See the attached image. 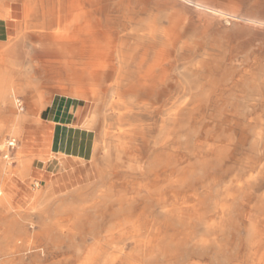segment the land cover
<instances>
[{
	"label": "bare ground",
	"instance_id": "bare-ground-1",
	"mask_svg": "<svg viewBox=\"0 0 264 264\" xmlns=\"http://www.w3.org/2000/svg\"><path fill=\"white\" fill-rule=\"evenodd\" d=\"M245 3L0 0L7 132L43 123L44 87L93 108L68 171L34 173L47 137L30 157L0 139L1 264H264V48L240 41L264 15Z\"/></svg>",
	"mask_w": 264,
	"mask_h": 264
},
{
	"label": "crops",
	"instance_id": "crops-1",
	"mask_svg": "<svg viewBox=\"0 0 264 264\" xmlns=\"http://www.w3.org/2000/svg\"><path fill=\"white\" fill-rule=\"evenodd\" d=\"M57 96L58 95H54L53 98H47V104L41 112L43 120L41 136L43 140L47 137L48 151H53L54 148L59 150L65 148L69 138L68 134L71 129L76 128L77 132H80V137H77L73 143L75 146L74 153L63 154L61 150H58L55 151V156L47 161L48 163L43 160H38V163L44 162V167L47 166V172L55 171L59 173L81 166V160L87 157L89 151L87 137L89 132L87 133L85 129H83L84 121L88 115L86 102L75 101L61 95L57 98ZM23 140L27 149L29 146L37 144L33 142L35 140L29 136L24 137ZM42 142L44 143L45 141ZM39 153L41 152L39 151ZM79 155L81 157L77 158ZM2 260L0 256V264Z\"/></svg>",
	"mask_w": 264,
	"mask_h": 264
},
{
	"label": "rangeland",
	"instance_id": "rangeland-1",
	"mask_svg": "<svg viewBox=\"0 0 264 264\" xmlns=\"http://www.w3.org/2000/svg\"><path fill=\"white\" fill-rule=\"evenodd\" d=\"M252 1L253 0H245L246 3L244 4L243 9L245 11H251V12H255V13L264 15V1H263L262 5L260 7L259 6L258 7H252L251 6V2ZM240 41H241V43H243L244 48H248V49L258 48V47L264 48V33H258V32L257 33H251L247 37L245 36L244 38H240ZM30 55H31V46H29V43H27V44L23 45V47L21 48V51H20V54H19V57H18V60L20 61L19 62L20 65L23 66V70L22 71H24V72H26V70H25V69H27L26 67H29L31 65ZM263 55H264V53H263ZM24 72H22V73L24 74V78H26L27 75H28L26 73H29V72H26V73H24ZM18 75L15 77L16 78V82L24 81V80H21L20 79L21 77H19ZM43 89H44L45 94H46V99L54 97V95L56 93L55 91H53L52 89L46 88V87H44ZM57 98H59V96H57ZM16 99H19V100L23 99L22 100V102L24 101L23 102V109H21V107L18 106V103L16 102ZM12 103H13V111L14 112L21 113V114H26V113H28L30 111L29 104H27V102L25 101L23 96L20 95V94H16V95L12 96ZM15 104H16V106H15ZM88 105H90V104H88ZM88 108H87L88 109V114L92 113L93 108L92 107H88ZM11 114H12V111L10 110V108H2L0 110V119L3 118V117H10ZM1 123H3V122H0V139L2 141L3 140L7 141V140L13 139V138L17 139L18 142H21L20 150H21V154L23 156L27 155V157L28 156L30 157L31 155L36 154V150H39V149L43 150V148H42L43 147L42 146L43 142L42 141H45V139L43 140L42 136H41L42 134L37 132V131H41L42 132V124L39 126L38 124L31 122L30 120H26L24 122V125L27 126V127L24 129V132L22 133V140H21V138L19 136H16V135H14L12 133L7 132L6 125L8 123H5V124L4 123L1 124ZM26 136L27 137L29 136L32 139H34L35 141H33V142H36L37 144L33 145V146H29V148L27 149V147L24 144V140H23V138L26 137ZM18 151H19L18 147L14 148L13 150L11 149V156L13 157L12 161H14V164H13L14 168H17V166H18V161H17L18 160L17 159ZM4 154H5L4 151H0V158L3 159V160H4V158H3ZM38 160H40V159L34 158L32 160V163H31L34 173L50 174L49 172L46 171L47 170L46 169L47 166L44 167V162H47V161L38 163ZM51 175H52V173H51ZM8 182L13 185V183L11 181H8ZM44 182H43V184L45 185ZM44 185H42L41 188ZM4 232H5V230L0 226V233H4Z\"/></svg>",
	"mask_w": 264,
	"mask_h": 264
},
{
	"label": "built area",
	"instance_id": "built-area-1",
	"mask_svg": "<svg viewBox=\"0 0 264 264\" xmlns=\"http://www.w3.org/2000/svg\"><path fill=\"white\" fill-rule=\"evenodd\" d=\"M18 106L21 107V109H23V102H22L21 100L19 101V99H18ZM9 147H10L11 149H14V148H15L14 143L11 142L10 145H9Z\"/></svg>",
	"mask_w": 264,
	"mask_h": 264
}]
</instances>
